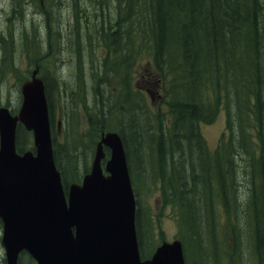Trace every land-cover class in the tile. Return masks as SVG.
<instances>
[{"label": "trees", "instance_id": "trees-1", "mask_svg": "<svg viewBox=\"0 0 264 264\" xmlns=\"http://www.w3.org/2000/svg\"><path fill=\"white\" fill-rule=\"evenodd\" d=\"M113 2L121 14L113 27H107L106 31L101 28V40L110 47H119L123 53L128 40L138 42L132 35L137 29L143 46L159 55L165 53L169 119L167 123L156 124L143 98L132 89L129 72L119 70L118 93L124 96L104 104L107 113L100 109L97 113L87 112L84 139L80 137L62 146L52 137L54 162L63 186L68 187L70 177L78 182L81 174L89 171L86 166L82 173L78 172L76 162L81 151L76 146H83L82 152L86 154L103 132L115 131L124 147L131 144L134 149L132 159L127 150L133 183L140 174L144 178L139 180L142 186L149 178L150 185L160 189L172 208L185 264H216V226L226 217L235 222L237 237L250 236L252 250L261 262L264 257V0H110ZM133 16L136 26L132 24L124 31L126 36H122L123 22ZM119 57L125 63L129 56ZM106 70L104 67L102 73ZM39 77L48 99L53 89L59 91L48 70L41 71ZM50 102L49 99L52 125ZM220 111L224 112L225 129L217 146L210 149L200 125L212 122ZM30 141V132L18 124L17 152L33 151ZM255 175L260 179L259 196L255 194ZM257 198L259 211L254 205ZM137 202L142 209L140 220L136 214L139 251L142 259H147L161 241L154 237L149 209L141 207L138 199ZM210 242L214 243L213 247ZM146 243L151 244L150 253ZM23 262L33 264L26 254L19 257L18 264Z\"/></svg>", "mask_w": 264, "mask_h": 264}, {"label": "rangeland", "instance_id": "rangeland-1", "mask_svg": "<svg viewBox=\"0 0 264 264\" xmlns=\"http://www.w3.org/2000/svg\"><path fill=\"white\" fill-rule=\"evenodd\" d=\"M120 14L117 3H110V0H0V107L16 111L20 105L22 82L29 79L35 69L48 70L59 90L50 92L53 136L58 144L65 146V142L84 139L87 112L97 113L100 109L107 113L103 105L114 98H122V93H118L121 87L119 70H127L132 89L143 98L155 123H167L169 74L165 53L159 55L143 46L137 29L132 35L138 42L128 40L123 53L119 47H110L101 40V28L113 27ZM132 24L136 26L134 16L123 22L122 36H126L124 31ZM122 54L129 56L125 63L119 60ZM104 67L107 70L102 73ZM57 121L60 122L58 130ZM224 129L223 111L212 122L200 125V132L210 149L216 147ZM76 148L81 151L76 163L78 172L82 173L84 167L92 164L95 147H89L86 154L82 152L83 146L78 144ZM128 148L132 146L128 144ZM139 180H144L141 174L135 180L138 198L141 207L149 209L157 240H175L177 225L172 208L160 189L150 185L149 178L143 186ZM253 181L255 194L259 196V176L255 175ZM69 182L75 181L70 178ZM254 205L259 211L258 198ZM241 224L249 234L244 222ZM234 227L235 222H230L227 217L216 226V264H259L250 245V236L237 237ZM213 246L210 242V247ZM148 247H151L150 243ZM0 264H5L1 245ZM260 264H264V259Z\"/></svg>", "mask_w": 264, "mask_h": 264}, {"label": "water", "instance_id": "water-1", "mask_svg": "<svg viewBox=\"0 0 264 264\" xmlns=\"http://www.w3.org/2000/svg\"><path fill=\"white\" fill-rule=\"evenodd\" d=\"M32 73L21 85L18 114L0 109V222L6 264L27 252L36 264H185L179 240L163 242L141 261L135 234V201L123 143L101 135L91 172L67 195L55 167L45 88ZM33 137L34 153L17 154V123ZM110 151L103 175L100 167Z\"/></svg>", "mask_w": 264, "mask_h": 264}, {"label": "bare ground", "instance_id": "bare-ground-1", "mask_svg": "<svg viewBox=\"0 0 264 264\" xmlns=\"http://www.w3.org/2000/svg\"><path fill=\"white\" fill-rule=\"evenodd\" d=\"M99 9V8H98ZM100 17V16H99ZM105 31H106V29H105ZM125 41V40H124ZM123 44V43H122ZM2 51V50H1ZM3 53V52H2ZM5 55V54H4ZM19 57V56H18ZM7 63V62H6ZM69 76V75H68ZM76 80V79H75ZM69 83V82H68ZM67 88V87H66ZM70 89V88H69ZM91 94V93H90ZM64 97V96H63ZM99 98V97H98ZM69 101V100H68ZM88 101V100H87ZM70 102V101H69ZM66 103V102H65ZM97 103V102H96ZM106 104V103H105ZM47 105H49V101L47 102ZM107 105V104H106ZM104 106V105H103ZM68 108H69V106H68ZM100 108V107H99ZM147 132V131H146ZM145 135V134H144ZM132 141H134V140H132ZM131 145V144H130ZM53 146L54 145H52V153H53ZM174 146V145H173ZM14 147H15V149H17V144H16V141L14 142ZM123 150H124V154H125V158H126V161L128 160V156H127V150H128V155L130 156V158L132 159L133 158V152H134V149L133 148H128V147H124L123 146ZM106 161L107 160H104V161H102L101 163H100V167H101V169L102 170H105V164H106ZM159 164V163H158ZM158 166V165H157ZM90 172H91V169L89 168V171L86 173V174H84L83 173V175H82V177L80 176V179L79 180H83L84 179V177L85 176H87V175H89L90 174ZM176 176V175H175ZM61 187H62V190L63 191H66L67 190V188L65 189V187L63 186V184H62V181H61ZM176 208V207H175ZM199 240V239H198ZM202 241V240H201ZM255 252V251H254ZM263 259H264V257H263ZM262 259V260H263ZM262 260H261V262H259V264L260 263H262Z\"/></svg>", "mask_w": 264, "mask_h": 264}, {"label": "flooded vegetation", "instance_id": "flooded-vegetation-1", "mask_svg": "<svg viewBox=\"0 0 264 264\" xmlns=\"http://www.w3.org/2000/svg\"><path fill=\"white\" fill-rule=\"evenodd\" d=\"M146 90L148 91V89H146ZM106 158H107V157H106ZM80 182H81V180H80L77 184H81Z\"/></svg>", "mask_w": 264, "mask_h": 264}]
</instances>
